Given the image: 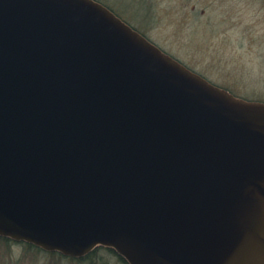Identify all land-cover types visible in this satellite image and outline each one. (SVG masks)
Instances as JSON below:
<instances>
[{
	"label": "water",
	"instance_id": "1",
	"mask_svg": "<svg viewBox=\"0 0 264 264\" xmlns=\"http://www.w3.org/2000/svg\"><path fill=\"white\" fill-rule=\"evenodd\" d=\"M0 236L128 264H264V101L99 0H0Z\"/></svg>",
	"mask_w": 264,
	"mask_h": 264
},
{
	"label": "rangeland",
	"instance_id": "2",
	"mask_svg": "<svg viewBox=\"0 0 264 264\" xmlns=\"http://www.w3.org/2000/svg\"><path fill=\"white\" fill-rule=\"evenodd\" d=\"M100 1L190 68L240 96L264 100V0ZM96 248L73 260L0 240V264H128L115 251Z\"/></svg>",
	"mask_w": 264,
	"mask_h": 264
},
{
	"label": "trees",
	"instance_id": "3",
	"mask_svg": "<svg viewBox=\"0 0 264 264\" xmlns=\"http://www.w3.org/2000/svg\"><path fill=\"white\" fill-rule=\"evenodd\" d=\"M100 1V0H99ZM0 240H1V242H4L5 244H7V243H9V241H12L11 239H9V238H6V237H1L0 236ZM25 243V242H24ZM26 244V246L27 247H29L30 249H39V250H42L41 248H39V247H36V246H34V245H32V244H29V243H25ZM97 249V248H96ZM95 249V250H96ZM110 250H112V251H114L113 249H111V248H109ZM95 250H93L92 252H90V253H88L87 255H85L84 257H81V259L82 258H86V257H89V256H91L92 255V253L95 251ZM50 254H52V255H59V256H64V255H62V254H60V253H58V252H49ZM65 257H68V256H65ZM68 258H70V259H76V258H73V257H68ZM120 258H121V260H123L124 262H126L127 263V261L125 260V259H123L121 256H120Z\"/></svg>",
	"mask_w": 264,
	"mask_h": 264
},
{
	"label": "flooded vegetation",
	"instance_id": "4",
	"mask_svg": "<svg viewBox=\"0 0 264 264\" xmlns=\"http://www.w3.org/2000/svg\"><path fill=\"white\" fill-rule=\"evenodd\" d=\"M192 69V68H191ZM194 70V69H193ZM196 71V70H195ZM198 72V71H197ZM200 73V72H199ZM201 75H203L204 77H206L207 79H209L210 81H212L210 78H208L207 76H205L204 74H202V73H200ZM213 83H215V84H217V85H219V86H221V87H223V88H226V89H228L230 92H232V93H234L235 95H237V96H240V94H238V93H236L234 90H232V89H230V87H228L227 85H222V84H220V83H217V82H215V81H212ZM240 97H244V98H247L246 96H240ZM247 99H251V98H247ZM254 100H260V101H264V100H262V99H254Z\"/></svg>",
	"mask_w": 264,
	"mask_h": 264
}]
</instances>
